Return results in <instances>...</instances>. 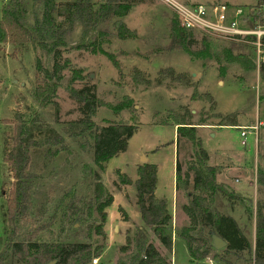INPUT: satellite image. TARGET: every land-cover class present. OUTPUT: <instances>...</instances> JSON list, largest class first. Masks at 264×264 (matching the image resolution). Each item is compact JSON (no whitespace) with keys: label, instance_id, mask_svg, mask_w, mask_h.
I'll list each match as a JSON object with an SVG mask.
<instances>
[{"label":"rangeland","instance_id":"obj_1","mask_svg":"<svg viewBox=\"0 0 264 264\" xmlns=\"http://www.w3.org/2000/svg\"><path fill=\"white\" fill-rule=\"evenodd\" d=\"M7 1L0 0V18L1 7ZM92 1L96 7L101 0ZM176 1L187 5L226 4L245 11L257 7V0ZM42 11V0H26L20 6L18 16L22 24L32 30L34 20L41 17ZM174 20L175 13L163 0H145L144 4L132 7L126 17L111 19L97 28L75 23L64 38V45L60 47L62 58L67 59L68 63L64 64L60 78L50 82L53 91L45 100L39 101L34 97L35 61L39 58L50 71L52 55L41 49L36 42L20 46L0 43L1 264H20L12 257L9 249L16 238L12 236L6 219L7 192L3 191V187L10 186L13 181L4 162L11 150L13 127L1 121L12 120L17 114L29 125L34 119L40 118L60 134L67 145V151L60 152L53 160L44 158V147L35 150L32 179L35 210L42 201V195L50 188L58 187L64 191L76 188L77 193H83L87 189V182H90L86 178V170L94 169L92 155L81 151L79 143L65 135L62 129L69 122L81 118L77 111L78 105L69 94L71 88L78 89L84 84L94 86L98 98L103 102V106L98 108L92 118L98 128L129 122L131 115L139 120L138 129L128 140L126 151L105 163L101 173V183L106 193L113 197V203L107 209L108 214L104 210L107 215V226L106 222L103 226L105 238L91 233L89 239L92 247L102 248V254L96 258L97 264H128L135 252L132 240L142 222L133 183L137 180V168L145 163L157 168L155 197L167 201L170 206L172 203V208L174 205V210L170 213L172 236L175 232L178 237L182 227L187 226L188 220L181 208L187 203L185 183L192 180L194 167L203 173L206 170L192 155L189 147L187 155L181 151L176 156L175 129L172 126L152 125V116L154 113L165 114L170 109L186 106L193 115V121L197 122L209 110L210 105L203 101H192V88L151 86L148 89L141 87L133 90L128 78L133 68L144 71L151 79L159 69L167 67L187 73L197 83L198 93H209L213 97L217 113L236 115L238 127L243 128L206 125L198 129V134L209 157L206 166L216 167L217 182L239 196L234 201V211L231 214L240 226H243L245 219H250L253 223L258 189L256 186L254 191L256 170L264 168V81L258 70V59L261 60L262 57H259L252 43L221 39L201 32H192L198 44L192 48L191 54L179 47L171 48L169 30ZM117 21L123 22L133 31L135 38L119 40ZM203 37L210 45L209 56L198 54L202 49L200 41ZM92 47L96 48V52H92ZM98 47L119 63L123 79H120L118 70L109 58L98 52ZM239 55L244 63H254L255 68L246 71L244 65L238 62ZM55 103L59 109L57 115ZM132 106L136 113L130 111ZM211 122L216 120L208 123ZM242 131L246 133V145L241 144ZM86 140L80 141L84 143ZM143 158L146 160L142 161ZM177 158L181 174L176 182ZM125 176L132 181V185L123 183ZM92 217L95 221H100L95 212ZM58 227L56 224L53 231L56 232ZM126 239L130 240V244L126 243ZM38 240L40 243L51 242L47 233L40 234ZM148 240L162 255L165 254L151 232ZM122 247H126L125 251L121 250ZM93 260L88 264H92ZM188 260L185 245L178 240L168 261L171 264H188Z\"/></svg>","mask_w":264,"mask_h":264},{"label":"trees","instance_id":"obj_2","mask_svg":"<svg viewBox=\"0 0 264 264\" xmlns=\"http://www.w3.org/2000/svg\"><path fill=\"white\" fill-rule=\"evenodd\" d=\"M25 2L26 0H8L2 5L0 43L20 46L36 42L41 49L52 55L50 71L43 66L39 58L35 61L34 97L39 101L45 100L53 91L50 82L60 78L64 64L68 63L67 59L62 58L60 47L64 45V38L75 23L97 28L111 19L126 17L132 7L144 4L145 0H101L96 7L92 0H42L43 11L41 17L34 20L32 30L24 26L18 16L19 8ZM263 5L264 0H257V7ZM117 22L116 32L119 40L135 38V33L123 22ZM169 38L171 48L179 47L190 54L192 48L198 44L192 32L180 27L177 18L171 23ZM247 40L252 43L255 39L249 37ZM200 44L202 49L198 54L209 56L210 45L205 37L201 39ZM261 48L264 50V37L261 40ZM97 50L109 58L118 70L120 79H123L119 63L100 47ZM92 52H96L95 47H92ZM229 56L232 59V55ZM237 58L246 71L255 68L254 63L250 61L248 64L244 63L240 55ZM258 70L264 81V65L261 64ZM128 78L133 90L141 87L148 89L151 86H165L168 89L176 86L192 88V101H203L210 105L209 110L197 122L193 121V115L186 106H180L176 110L170 109L165 114L154 113L152 116V125L172 126L175 129L176 156L181 151L187 155L189 147L192 155L206 170L203 173L194 167L192 180L185 183L187 203L181 208L188 223L182 227L178 238L186 245L189 264H202L206 259L222 264H264V168L256 170L258 189L253 241L252 221L245 219L243 226H240L231 214L234 211V201L239 196L217 182L216 167L206 166L209 157L198 134V129L206 125L219 128L238 127L236 115L217 113L216 103L209 93H198V85L190 75L170 67L159 69L153 79L144 71L133 68ZM69 97L77 103L81 118L69 122L62 131L79 143L81 151L92 155L94 169L86 170V178L90 182H87V189H84L83 193H77L76 188L65 191L59 190L58 187L50 188L42 195V201L36 210L32 199L35 150L44 147V158L53 160L60 152L67 151V145L63 137L40 118L34 119L29 125L17 114L12 120L1 121L13 127L11 150L4 159L13 181L10 186H4L3 191L7 192L6 219L12 236L16 238L9 249L12 257L20 264H88L102 254L101 247L94 248L89 243L91 233L105 238L103 226L107 215L104 210L113 203V197L106 193L101 183V173L105 163L126 151L127 142L137 131L139 120L131 115L129 122L98 128L92 118L98 108L103 106V102L98 98L96 88L88 84L78 89L71 88ZM55 106L57 115L59 109L56 103ZM130 111L136 113L133 106ZM210 120L216 122L208 123ZM81 139L87 140L83 143ZM180 174L181 165L177 158L176 182ZM123 178L125 185H132L128 177ZM156 182L155 165L145 163L137 168V180L133 184L142 226L136 229L132 240L135 252L128 264H171L168 261L172 255L171 214L166 201L155 198ZM94 212L100 217L99 222L93 219ZM56 224L59 227L54 232L53 227ZM150 232L160 243L165 254L162 255L149 242ZM42 233H47L51 242L40 243L38 239ZM213 235L226 242L225 249L216 251L212 248ZM126 243L130 244V240L126 239ZM125 248L122 247L121 250L125 251Z\"/></svg>","mask_w":264,"mask_h":264},{"label":"built area","instance_id":"obj_3","mask_svg":"<svg viewBox=\"0 0 264 264\" xmlns=\"http://www.w3.org/2000/svg\"><path fill=\"white\" fill-rule=\"evenodd\" d=\"M175 13L181 28L190 32H201L205 35L221 39L243 41L249 43L247 38L252 37V42L259 57V65H264V50L261 40L264 37V5L251 10L233 7L226 4H183L176 0H163ZM257 55V56H258ZM242 145H246V133L242 131ZM205 262L212 263L206 259ZM92 264H97L94 259Z\"/></svg>","mask_w":264,"mask_h":264},{"label":"crops","instance_id":"obj_4","mask_svg":"<svg viewBox=\"0 0 264 264\" xmlns=\"http://www.w3.org/2000/svg\"><path fill=\"white\" fill-rule=\"evenodd\" d=\"M57 2V1H56ZM202 128V127H201ZM237 128H243V126H240V127H237ZM255 188H254V191L256 190V177H255ZM156 198V197H155ZM156 199H158V198H156ZM158 200H163V199H158ZM166 203H167V209H168V211H169V213H171L172 212V210H174V205H173V208H172V203H171V206L169 205V203L166 201ZM173 204H174V202H173ZM108 209V208H107ZM107 209H106V213H107ZM108 214V213H107ZM175 219H176V213H175ZM106 226H107V220H106ZM140 227V226H139ZM174 227V226H173ZM106 234H107V232H106ZM108 238H109V234H108ZM254 238H255V223H254V221H253V231H252V240L254 241ZM178 240H180V241H182L180 238H178L177 236H176V234H175V232H174V234H173V236H172V251H173V246H174V244L178 241ZM183 242V241H182ZM183 244L185 245V243L183 242ZM185 250H186V252H187V249H186V245H185ZM188 254V253H187ZM189 257V256H188ZM172 259V258H171ZM188 264H189V260H188ZM202 264H210V263H207V262H203Z\"/></svg>","mask_w":264,"mask_h":264},{"label":"water","instance_id":"obj_5","mask_svg":"<svg viewBox=\"0 0 264 264\" xmlns=\"http://www.w3.org/2000/svg\"><path fill=\"white\" fill-rule=\"evenodd\" d=\"M146 159L143 158L142 161H145ZM227 246L226 242H224L221 238H219L218 236L216 235H213L212 236V248L216 251H220V250H223L225 249ZM48 264H55L54 262H50Z\"/></svg>","mask_w":264,"mask_h":264}]
</instances>
